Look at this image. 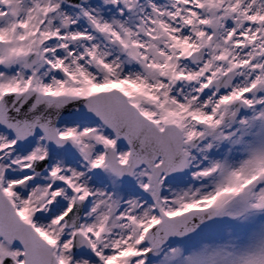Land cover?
<instances>
[{"label": "snow or ice", "instance_id": "snow-or-ice-1", "mask_svg": "<svg viewBox=\"0 0 264 264\" xmlns=\"http://www.w3.org/2000/svg\"><path fill=\"white\" fill-rule=\"evenodd\" d=\"M0 264H264V0H0Z\"/></svg>", "mask_w": 264, "mask_h": 264}]
</instances>
